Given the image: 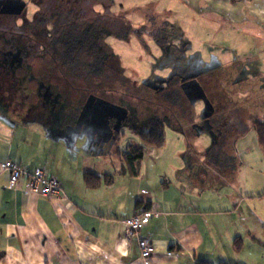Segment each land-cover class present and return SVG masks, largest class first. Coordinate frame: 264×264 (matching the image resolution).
<instances>
[{
    "label": "crops",
    "instance_id": "1",
    "mask_svg": "<svg viewBox=\"0 0 264 264\" xmlns=\"http://www.w3.org/2000/svg\"><path fill=\"white\" fill-rule=\"evenodd\" d=\"M194 1L200 17L215 22L225 17L224 24L220 21L210 28L222 39L211 47L217 52L225 48L219 54L229 61L223 74L240 87L248 117L264 120V0ZM217 89L223 99L215 107L238 102L236 90ZM67 107L65 113H73ZM11 111L0 107L5 117L0 116V164L11 159L30 170L43 166L60 181L61 192L48 199L26 194L22 184L10 189V172L0 167V264H247L244 247L236 250L234 240L247 239L251 232L259 240L246 219L247 206L252 202L258 208L256 199L264 187L243 188L236 183L243 171L234 169L259 158L260 151L250 154L248 146L251 142L259 146L254 122L248 132L254 131V137L247 133L221 140V153L212 139L208 151L215 149L214 153L193 154L196 147L185 137L178 139L171 158L164 152L156 157L158 165L156 158L150 165L144 154L139 174L132 175L119 152L127 147L107 154L96 133L90 138L82 131L83 123L74 124L69 133L63 130L64 136L48 137L40 125L9 120L17 116ZM239 145L245 150L242 155L238 147L233 149ZM87 173L94 174L97 185H90ZM141 205L159 212L140 231L155 245L148 260L141 258L136 239L130 243L124 239V220ZM170 250L172 255L167 254Z\"/></svg>",
    "mask_w": 264,
    "mask_h": 264
},
{
    "label": "rangeland",
    "instance_id": "2",
    "mask_svg": "<svg viewBox=\"0 0 264 264\" xmlns=\"http://www.w3.org/2000/svg\"><path fill=\"white\" fill-rule=\"evenodd\" d=\"M36 1L43 11L64 10L69 5L81 11L89 10V16L101 15L105 26L126 36L121 39L111 36L105 44V49L108 48L112 54L105 64L106 80L113 81L81 79L70 74L68 65L65 67L55 60L50 63L43 59L42 65L37 67L36 60L31 62L28 58L33 55V48L23 45L29 41L23 39L22 44L17 43L16 46L10 42L12 39L7 33L25 29V26L19 27L22 19L17 26L13 21L10 23V17L0 18V107L17 114H10L9 120L40 125L48 137L64 136L63 130L69 133L74 124L81 122L82 131L90 133V138H94L92 134L96 133L107 154L113 149H125L130 143L139 144L144 148L150 165L161 152L165 158H171L176 152L178 139L190 138L191 146L197 150L193 149V154L214 153L215 149H208L211 140L215 139L219 144L217 153H221V140L235 139L249 132V125L255 118L250 119L247 108L244 110L240 87L223 74L229 61L225 55L219 54L225 52V48L217 52L215 46L211 47L212 42L220 44L222 39L216 38L215 30L210 28L220 21L224 24L225 17L218 22L206 16L200 17L195 11L197 3L194 0H101L105 9L98 5L97 0ZM34 3L30 2L28 10L31 20L35 17V10L40 8ZM91 7L97 12H92ZM4 12L0 9L1 16ZM4 38L6 44L3 45ZM41 52L45 53L43 49ZM78 60L90 65L94 57L83 51ZM82 70V67L78 69ZM143 80H147L151 88L154 84L162 88L154 92ZM218 86L222 87L221 90H236L238 102L233 106L223 102L224 106L215 107V102L223 99L218 96ZM151 100L155 103L152 104ZM66 107L73 113H65ZM0 116L5 118L4 114ZM77 116H81L80 121ZM152 116H159L164 122L168 139L160 148L143 144L133 133L135 127L148 129ZM251 135L255 136L254 131L247 136L252 138ZM248 146L250 151L253 150L250 154H255L257 149L260 151L259 155L255 154L259 158L236 165L234 170L243 171L244 175L238 176L236 183L258 191L264 187V154L260 144L259 147L256 142H251ZM237 147L242 155L245 150L242 151L241 145L233 149L237 150ZM156 162L160 164L158 158ZM258 180L260 186H257ZM256 201L258 208H253L252 202L247 206L249 215L246 219L256 230L254 235L259 240H255L253 232L247 239L241 238L247 264H264V196L261 194Z\"/></svg>",
    "mask_w": 264,
    "mask_h": 264
},
{
    "label": "trees",
    "instance_id": "3",
    "mask_svg": "<svg viewBox=\"0 0 264 264\" xmlns=\"http://www.w3.org/2000/svg\"><path fill=\"white\" fill-rule=\"evenodd\" d=\"M31 1H34V4L37 7H40L35 10V17L32 20L29 19L28 14ZM0 3H2L0 9L5 11L3 16L0 15V18L10 17V23L13 21L17 26L19 25L18 21L22 19L19 27L25 26V29L15 32L8 31L7 33L12 39L10 42L16 46H18L17 43L22 44L23 39L29 41L28 43L24 42L23 45H28L33 48V55H29L28 58L31 62L36 60L37 67L42 65L41 61L43 59H48L50 63L55 60L58 64L65 65V67L68 65L71 72L70 74H76V76H79L81 79H99L105 82L114 80H106L107 74L105 64L112 54L108 48L105 49V44L107 39L111 36L121 39L123 37L125 38L126 35L124 36L120 32L112 31L105 26L101 21L103 18L101 15L96 14L95 16H89V10L81 11L80 9L74 8L73 5H69L67 9L64 10L47 9L43 11L42 7L38 5L36 0H0ZM97 3L105 9V3L103 1L97 0ZM103 9H100V11L102 10L103 12ZM90 10L92 12H97L93 7H91ZM4 33L5 32H3V35L5 37L6 34ZM133 36L135 37V35ZM133 36L131 38H133ZM5 39L6 38H4L3 45L6 44ZM152 39L156 40L155 37ZM154 42L159 44L157 40ZM41 49L45 51L44 54H42ZM83 51L94 57L92 64L89 65L88 63L79 62L78 56ZM114 58L119 62L116 55ZM29 62L26 64L28 65ZM80 67L83 68L82 71H78ZM39 70H42V67H40ZM153 73L154 72L151 74L153 75ZM116 76L121 77V74H117ZM143 81L146 83L145 85H148L147 80ZM149 87L151 88V86ZM161 88V86L154 84L151 89L154 92H157ZM151 101L152 104L155 103L153 100ZM148 126V129L135 127L133 133L138 136L145 145H151L158 148L162 147L165 144L166 139L165 126L162 118L159 116L150 117ZM253 126L258 142L264 153V120H255ZM119 152H121L122 158L129 172L132 175H138L144 157V148L136 147L134 144L130 143L126 150H119ZM93 175L94 174L87 173V181L90 185L95 186L97 184L92 181ZM234 245L236 250H241L242 239L237 237L234 240ZM198 264L209 263L201 261ZM219 264L238 263L222 261Z\"/></svg>",
    "mask_w": 264,
    "mask_h": 264
},
{
    "label": "built area",
    "instance_id": "4",
    "mask_svg": "<svg viewBox=\"0 0 264 264\" xmlns=\"http://www.w3.org/2000/svg\"><path fill=\"white\" fill-rule=\"evenodd\" d=\"M2 169L10 172V180L8 187L17 189L22 184V189L26 194H35L48 199L56 198L61 192L60 181L52 176L46 168L39 166L30 170L22 166L14 160H7L0 164ZM154 208L146 205H141L139 209L130 217L124 220L125 230L124 239L130 243L134 239L137 240L140 255L143 260L150 259L155 253V245L153 241L140 234L153 216H158ZM172 255L173 251L167 252Z\"/></svg>",
    "mask_w": 264,
    "mask_h": 264
},
{
    "label": "bare ground",
    "instance_id": "5",
    "mask_svg": "<svg viewBox=\"0 0 264 264\" xmlns=\"http://www.w3.org/2000/svg\"><path fill=\"white\" fill-rule=\"evenodd\" d=\"M28 168V167H27ZM54 176V175H53Z\"/></svg>",
    "mask_w": 264,
    "mask_h": 264
}]
</instances>
